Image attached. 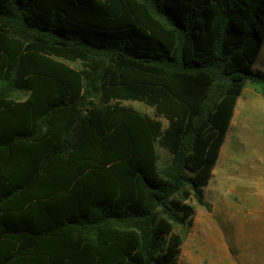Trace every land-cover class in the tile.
<instances>
[{"label": "trees", "instance_id": "1", "mask_svg": "<svg viewBox=\"0 0 264 264\" xmlns=\"http://www.w3.org/2000/svg\"><path fill=\"white\" fill-rule=\"evenodd\" d=\"M263 43L264 0H0V264H177Z\"/></svg>", "mask_w": 264, "mask_h": 264}, {"label": "rangeland", "instance_id": "2", "mask_svg": "<svg viewBox=\"0 0 264 264\" xmlns=\"http://www.w3.org/2000/svg\"><path fill=\"white\" fill-rule=\"evenodd\" d=\"M252 70L264 73V43ZM125 104L152 112L137 102ZM204 199L210 211L190 201L192 225L177 264H264V95L260 86L247 83L236 102Z\"/></svg>", "mask_w": 264, "mask_h": 264}]
</instances>
